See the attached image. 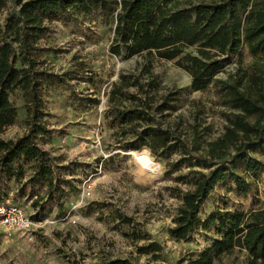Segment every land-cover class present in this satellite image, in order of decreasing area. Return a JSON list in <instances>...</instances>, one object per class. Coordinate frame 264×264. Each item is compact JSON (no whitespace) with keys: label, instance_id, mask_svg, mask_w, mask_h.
<instances>
[{"label":"trees","instance_id":"obj_1","mask_svg":"<svg viewBox=\"0 0 264 264\" xmlns=\"http://www.w3.org/2000/svg\"><path fill=\"white\" fill-rule=\"evenodd\" d=\"M174 0H17L0 29V135L14 124L16 110L13 95L19 93L25 110V132L12 140L0 137V191L3 183L21 182L45 188L51 199L60 189L50 155L37 144L39 134L49 129L42 121L44 93L64 79L55 73L45 54L42 39L50 32L55 17L72 10L89 15L111 8L113 17L109 52L125 58L140 57L138 76L119 73L107 103L135 101L125 93L136 86L142 100L124 111L116 110L123 136L130 139L123 149L148 148L154 156L179 159L170 168L184 166L185 173L175 182L186 186L184 192L172 190L180 204L168 228L176 240H186L198 229L213 228L216 239L196 258L185 264H223L233 250L247 252L243 264H264V208L247 212L217 208L204 220L199 213L210 193L223 181H229L244 194L255 185L254 176L264 171V0H181L179 7L167 5ZM6 0H0V10ZM180 2V1H179ZM247 54L244 62L241 51ZM233 57L236 66L226 71ZM154 60H177L191 77V89H210L214 108L223 121L221 133L207 140L210 127L194 125V131L166 121L163 98L155 104L141 76L152 77ZM224 72L225 77H220ZM159 115V119L156 118ZM142 129L140 130V128ZM126 128V129H125ZM191 137V139H189ZM155 245L139 248V253L156 252ZM102 264H133L130 259H110Z\"/></svg>","mask_w":264,"mask_h":264},{"label":"rangeland","instance_id":"obj_2","mask_svg":"<svg viewBox=\"0 0 264 264\" xmlns=\"http://www.w3.org/2000/svg\"><path fill=\"white\" fill-rule=\"evenodd\" d=\"M179 3L181 0H174L167 7H179ZM13 8L17 9V0H6L0 10V29ZM110 10L89 15L72 10L57 16L42 39L48 62L64 82L44 93L42 121L59 132L39 134L37 144L50 155L55 176L61 180L60 189L51 199L44 187L25 184L30 171L21 182L3 183L0 202L22 207L32 216V226L27 232L9 234L0 224V264H102L116 258L130 259L133 264H185L216 239L213 228L198 229L186 240H176L168 233L180 204L172 190L186 189L174 179L187 169L169 166L179 159L178 153L163 158L146 147L122 148L130 134L123 136L128 128L123 129L115 109L133 107L144 93L130 87L125 93L136 95L135 101L115 104L107 103V95L119 73L130 79L138 76L142 59H126L125 54L116 57L109 52L113 29ZM241 54L247 62L246 52ZM237 61L233 57L226 71ZM152 73V81L143 75L141 83L144 87L154 83L148 93L154 95L155 104L169 99L163 113L166 121L178 123L190 135L194 125L204 124L210 127L207 140L221 133L223 121L214 108L212 91L191 89V77L177 60H154ZM12 101L16 119L0 135L5 140L15 139L26 130L20 94L16 92ZM143 149L154 164L149 165L156 172L151 180L140 167L139 156H133ZM257 158L264 162V156ZM253 179L255 185L247 194L229 181L217 185L202 205L200 219L217 208L240 212L264 208V171ZM151 244L159 250L138 252ZM246 256L245 250L235 249L222 263L243 264Z\"/></svg>","mask_w":264,"mask_h":264},{"label":"built area","instance_id":"obj_3","mask_svg":"<svg viewBox=\"0 0 264 264\" xmlns=\"http://www.w3.org/2000/svg\"><path fill=\"white\" fill-rule=\"evenodd\" d=\"M0 224L9 234L12 231L27 232L32 226V216L20 206L0 202Z\"/></svg>","mask_w":264,"mask_h":264},{"label":"bare ground","instance_id":"obj_4","mask_svg":"<svg viewBox=\"0 0 264 264\" xmlns=\"http://www.w3.org/2000/svg\"><path fill=\"white\" fill-rule=\"evenodd\" d=\"M133 156L137 159L139 156V163H141L140 167L146 171V176L149 180H151L156 172L155 169H150L149 165L153 164L147 150L143 149L140 153L133 154ZM154 165V164H153Z\"/></svg>","mask_w":264,"mask_h":264}]
</instances>
